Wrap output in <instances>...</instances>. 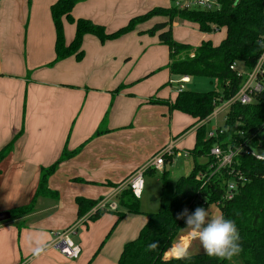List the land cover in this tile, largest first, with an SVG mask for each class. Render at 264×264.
<instances>
[{"label": "crops", "instance_id": "1", "mask_svg": "<svg viewBox=\"0 0 264 264\" xmlns=\"http://www.w3.org/2000/svg\"><path fill=\"white\" fill-rule=\"evenodd\" d=\"M55 1L0 0V150L16 137L1 164L0 211L11 212L34 201L31 212L0 223V264H118L125 243L138 236L148 214L158 208L143 211L145 221L139 217L142 214H126L117 223L114 212L96 220L89 214L80 217L76 199L118 201L129 177L137 169L148 168L151 158L170 142L176 153L172 160L162 169L149 168L145 176L172 170L176 158L188 163V150L179 148L188 130L180 133L182 128L175 130L174 123L183 116L195 120L172 111L166 102L152 101L172 103L179 88L171 85H179L181 78L192 82L194 77L170 72L169 51V62L161 68L165 79L153 80L152 72L133 71L123 52H114L110 41L99 46V39L91 34L84 36L82 60L70 56L51 65L56 34L50 7ZM122 5V0H86L76 4L72 15L107 25L129 15ZM160 17L156 23L168 20ZM71 24L67 43L75 34ZM167 79L168 91L160 88ZM189 82L184 83L185 89ZM198 125L191 128L195 138ZM65 147L74 153L48 179L57 198L35 197L41 169L54 164ZM187 166L182 163L178 171H186ZM79 220L74 235L81 247L78 258H68L54 243L41 257L33 258L26 239L30 232L46 231L55 241L57 233ZM194 240L185 229L177 241L188 244L191 251Z\"/></svg>", "mask_w": 264, "mask_h": 264}, {"label": "trees", "instance_id": "2", "mask_svg": "<svg viewBox=\"0 0 264 264\" xmlns=\"http://www.w3.org/2000/svg\"><path fill=\"white\" fill-rule=\"evenodd\" d=\"M83 1L86 0H56L51 5L56 34V56L51 65L70 56L82 60V43L86 34L106 42L134 30L139 23L153 16H163L168 20L155 23L146 32L152 35L159 32L161 43L169 47L170 72L180 77H206L217 81L216 87L208 91L183 89L172 103L158 99L152 101L166 102L172 111L177 110L191 116L195 121L190 128L199 124L195 146L188 152L195 158L205 157L206 160L202 163L195 162L189 174L181 175L175 181L172 179L170 168L161 172L159 209L149 213L148 220L138 236L125 243L118 264H264V161L242 151L232 166L214 172L217 165L211 155V149L216 144L224 150L228 146L242 144L250 149L264 148V89L251 103L231 104L223 125L216 129V135L210 136L211 129L206 123H201L207 120L219 105L229 101L240 90L243 76L231 69V65L238 62L246 69H252L263 53L264 0H226L220 10L209 12L155 7L146 14L132 17L127 26L112 33H108L104 25L90 19L73 17V8ZM64 18L75 24V35L69 43L65 41ZM176 19L196 23L202 32L210 33L226 28L225 38L219 44H214L212 40H203L197 47L175 41L172 23ZM191 54L194 56L191 57ZM101 133L102 130L97 131V134ZM14 141L0 150V172L1 164L10 153ZM73 153L65 147L61 157L54 164L41 169V179L35 197L57 198V192L49 188L48 179L58 164ZM172 158L173 156H166L165 163L168 164ZM237 171L249 180L239 187L231 199H226L228 183ZM203 174L205 177H202ZM99 201L77 197L79 216L88 214ZM213 204H218L221 215L235 222L242 248L239 255L231 261L209 257L205 253L191 254L189 260H166V251L173 242H177L181 232L187 229L183 219H176L177 213L184 208L191 213L196 206L208 209ZM118 206L123 211L97 209L90 214V219L96 220L106 212H114L118 214V223L126 214L143 213L139 198L129 188L121 191ZM33 207L34 201L15 208L11 211L12 217L27 214ZM153 241L158 242L159 247L155 251H148L147 245Z\"/></svg>", "mask_w": 264, "mask_h": 264}, {"label": "rangeland", "instance_id": "3", "mask_svg": "<svg viewBox=\"0 0 264 264\" xmlns=\"http://www.w3.org/2000/svg\"><path fill=\"white\" fill-rule=\"evenodd\" d=\"M29 1L30 3L32 2V0ZM122 4H123L122 8L127 9L129 15L126 16L124 15L119 19H112V21L108 22L107 25L101 23L102 25L105 26V29L108 33L115 32L127 26L132 17L146 14L155 7L170 8L173 6L172 0H122ZM157 20H162V18L160 16H153L148 20L139 23L134 30H131L123 34L121 37L114 40H108L110 42L106 41L108 45L112 46L111 48L114 52L117 53L123 52L126 55V56L124 55L125 56L124 61L128 62V65L131 68H134L133 71L140 72L142 70L143 71L149 70L148 72H152L150 78H152L153 80H161L164 78L163 73L165 72H163L161 68L165 67V65H167V63L169 62V51H170L167 45L161 44L159 41H157V33L155 35H152L146 32L148 29H150L153 26V24L156 23ZM70 26L73 27V25L69 21L67 23H64L65 37H66V30ZM172 33L175 41L181 43H188L193 47H197L203 40H212L214 44H219L223 40V38H225L226 28L214 30L210 33L202 32L199 30L196 23L183 21L181 19H176L172 23ZM152 39H156L155 43L153 45L150 43L148 44V41ZM99 40H98V42H100V44L98 43L99 46H101V44H106V42H101V40L100 41ZM168 81L169 79H167L164 83H162V85H160V88L161 87L162 89L165 88L168 91V89H170L168 85ZM171 82L174 81L171 80ZM216 83H217L216 79H210L206 77H194L193 81L188 83V89L198 90V91H208L215 88ZM179 86L180 85L178 84L171 85V87H173L174 89H178ZM225 104L226 102L219 105L220 108L217 107L220 109V112H218L219 113L218 116L217 115L212 116L211 120L207 121L206 124L209 129H213L212 126L215 125L217 126L223 125L228 110L227 107L225 108ZM185 118L188 120V123L186 125L184 123ZM191 125H192V120L187 116H183V120L179 122L175 121L174 123L175 130L182 128L180 133L182 131L183 132L187 131L188 129V131L183 136L181 145H179L180 149L190 150L193 149L195 146V134H193L191 131L192 128V127L190 128ZM174 136L176 137L177 135ZM187 159H188V163L185 161L186 160L185 158L175 159L174 167L172 166L173 181H175L181 175L189 174L192 171L195 162L202 163L205 162L206 160L205 157L195 158L193 156H188ZM184 162L188 165L187 170L184 172H179L178 171L179 167ZM144 179H145V189L142 196L139 198L141 203V210L143 212V211H151L152 209L155 210L157 208L159 209L161 187H162L161 174L157 171L156 172L154 171L151 174L146 175ZM197 207L199 206H196L195 208ZM209 209L212 215H221V211L217 205L213 204L209 207ZM139 217H141L145 221L146 218L145 214L139 215ZM190 253L192 255L198 253H205L198 239L194 240Z\"/></svg>", "mask_w": 264, "mask_h": 264}, {"label": "built area", "instance_id": "4", "mask_svg": "<svg viewBox=\"0 0 264 264\" xmlns=\"http://www.w3.org/2000/svg\"><path fill=\"white\" fill-rule=\"evenodd\" d=\"M226 0H172L173 6L179 10L188 11H217L220 10ZM194 54H191L193 57ZM238 62H234L231 65V69L236 70L239 75L243 76V82L240 90L237 94L226 102L225 108H229L234 102H240L242 104L251 103L255 100V96L263 91L264 89V51L258 58L256 65L252 69H246ZM189 82V78H181L179 83V91L185 89L184 83ZM219 107V106H218ZM220 108V107H219ZM216 108L215 111L210 115L216 116L220 109ZM209 117V118H210ZM216 128L211 129L209 132L210 136L216 135ZM223 132V131H221ZM245 151L251 154L258 160L264 161V148H247L246 145L228 146L224 150L220 145L216 144L211 149V155L215 158V165L217 168L214 172L221 168L232 166L235 158L242 152ZM175 146L174 142H170L160 151H158L149 161L148 168L137 169L128 179L126 188L131 189L133 194L140 198L145 189V174L151 167L162 169L165 165L166 156H174ZM187 155V153H185ZM190 153L188 152V156ZM202 177H205L203 174ZM264 178V174L262 176ZM249 179L241 174L240 171L235 173L234 178L228 183L227 192L225 194L226 199H231L239 187L245 184ZM218 206V204H215ZM97 209L102 211H118V201L101 199L95 208H93L88 214L95 212ZM209 209V208H208ZM87 214V215H88ZM82 222L79 220L74 225L68 227L64 231L56 234L54 245L63 253L65 256L71 259L78 258L81 253V247L75 242L74 235L77 233L78 225ZM59 241V242H57Z\"/></svg>", "mask_w": 264, "mask_h": 264}, {"label": "clouds", "instance_id": "5", "mask_svg": "<svg viewBox=\"0 0 264 264\" xmlns=\"http://www.w3.org/2000/svg\"><path fill=\"white\" fill-rule=\"evenodd\" d=\"M264 46V45H262ZM176 219H183L192 238L198 239L203 251L209 257L231 261L241 252L240 235L235 222L223 215H212L210 209L197 207L189 213L187 208L177 213ZM27 244L33 258L38 259L54 243L50 234L43 230H36L27 236ZM59 242V241H57ZM159 243L153 241L147 245L148 251H155ZM168 258L189 260L191 253L188 244L183 241L173 242L167 250Z\"/></svg>", "mask_w": 264, "mask_h": 264}, {"label": "water", "instance_id": "6", "mask_svg": "<svg viewBox=\"0 0 264 264\" xmlns=\"http://www.w3.org/2000/svg\"><path fill=\"white\" fill-rule=\"evenodd\" d=\"M12 214L10 211H0V223L11 219Z\"/></svg>", "mask_w": 264, "mask_h": 264}]
</instances>
